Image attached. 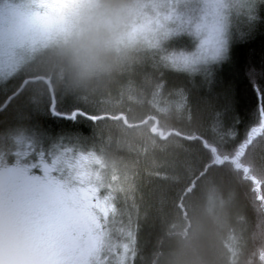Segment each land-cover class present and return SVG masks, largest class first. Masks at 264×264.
Here are the masks:
<instances>
[{
	"label": "trees",
	"instance_id": "16d2710c",
	"mask_svg": "<svg viewBox=\"0 0 264 264\" xmlns=\"http://www.w3.org/2000/svg\"><path fill=\"white\" fill-rule=\"evenodd\" d=\"M229 13L234 35L225 58L195 64L189 69L194 72L170 66L166 49L169 41H176L145 42L137 61L116 79L69 94L60 86L59 72L46 51L35 55L30 70L51 77L58 110L80 107L93 115L121 114L128 123L147 118L142 125L127 127L122 117L93 122L53 116L45 84L28 85L0 111V152L17 165H31L35 175L44 172L43 161L57 160L48 175L65 185H83L75 175L79 164L84 161L90 167L99 161L92 168L93 188L108 206L117 198V227L125 233L127 245L135 248V255H127L129 264H168L176 248L190 260L197 259L198 238L214 211L222 230L204 243L211 264H264V208L251 191L253 183L240 179L227 165L211 167L202 175L209 153L199 140L183 137L203 136L231 152L256 127L242 159L251 164L264 194V128L257 104V90H264V0L243 15L248 20L238 38L239 20ZM28 75L21 70L0 80V105ZM154 130L171 132L162 139ZM20 133L30 138L31 146L27 139L17 143ZM55 168L71 174L61 177ZM102 176L110 177L111 184L97 185ZM221 208L227 217L219 214Z\"/></svg>",
	"mask_w": 264,
	"mask_h": 264
},
{
	"label": "clouds",
	"instance_id": "9594fccd",
	"mask_svg": "<svg viewBox=\"0 0 264 264\" xmlns=\"http://www.w3.org/2000/svg\"><path fill=\"white\" fill-rule=\"evenodd\" d=\"M155 7L149 0H81L66 13L59 28L49 32L25 29L10 33L8 25L0 33V46L14 40L19 47L45 50L52 67L59 72V84L69 94L87 90L100 81H111L138 59L145 46L144 36L133 33L145 11ZM0 8L27 15L30 0H17ZM18 167L0 152V264H65L54 249L42 241L34 217L22 210L16 196ZM227 217L226 209H219ZM213 216L196 245L197 259L190 260L179 248L170 253L168 264H211L204 243L216 230H222Z\"/></svg>",
	"mask_w": 264,
	"mask_h": 264
},
{
	"label": "snow or ice",
	"instance_id": "6c2138e0",
	"mask_svg": "<svg viewBox=\"0 0 264 264\" xmlns=\"http://www.w3.org/2000/svg\"><path fill=\"white\" fill-rule=\"evenodd\" d=\"M16 2L17 0H3L5 4L15 5ZM192 2L195 3L196 0H192ZM30 3L31 11L27 15L17 12L15 8H13L9 10L6 16L3 9L0 8V33L3 32L5 25H8V31L10 33L32 28L39 29L42 32H49L64 20L66 13L78 5L76 0H30ZM218 6L227 8V4ZM50 13L55 15L54 23L48 22ZM228 26L229 20L225 14L219 18L218 40L211 54L206 58H201L199 61L197 59L188 60L187 58H183L184 66L191 68L192 65L198 62L207 65L223 60L228 50ZM135 32L136 29H133V33ZM21 48L22 51L15 54V58L10 59L6 65L0 60V80H3L5 77H11L21 70L29 73L28 77L22 81L19 89L13 90L12 94L7 97L8 102H11L24 91L28 85L32 84H45L49 86L47 89L49 93L53 91L51 88L52 79L50 76H45L43 71L39 68L38 71L43 74H35L30 70V65L36 61V56L34 55L35 48ZM138 55H140V53ZM257 104L261 117L260 127L264 128V90H257ZM179 107L180 105H177L178 109ZM49 111L53 116L73 121L78 120V118H83L96 122L106 118L104 116L90 114L89 111H85L80 107L58 110L54 96L52 97ZM256 132V127L251 128L249 136L231 152L224 151L220 146L209 139H205L203 136L187 135L184 138L188 140H199L203 148L209 153L210 159L209 162L204 165V171L201 173L202 175H205L211 167L229 166L230 171L240 175V179L250 180L253 183L254 187L251 191L254 193L255 200L260 202L261 207L264 208V194H261L259 190L261 181L257 180V178L251 174V164L246 163L245 160L242 159L245 157V148L251 144V135ZM26 139L29 141V146H31L30 138H26L23 133L18 134L17 143L25 142ZM64 151L67 152L69 150L65 149ZM57 162V160H53V164ZM95 162L99 163L98 160ZM38 166L39 165H33V167ZM45 169L47 170V165H45ZM22 176V170L18 169V176L16 177V196L18 203L22 210L34 217L38 230L43 234L42 241L49 248L54 249L55 253L61 256L65 264H76L77 260L82 258L85 254L93 264H96L97 258L101 257L102 254L103 259L107 260L109 255L114 254V249L119 248H122L125 255L128 253L135 255L134 247L118 243V241L123 238L124 234L112 227V225L117 222V215L119 212L115 203L106 207L103 210V216L98 218L87 212V209L93 208L94 204H85L84 201H81V207L85 209L86 214L83 215L78 225L74 226L72 236H75L77 232L81 233L79 242H76L70 238L67 230L64 201L58 198L60 196L59 187L43 184L39 180H36V178H32L36 184L40 185L39 191L46 193L49 197L48 199L34 198L27 192L22 191L20 187ZM101 221H104V223ZM81 228L83 229L82 231ZM127 238L134 243L132 232L127 233Z\"/></svg>",
	"mask_w": 264,
	"mask_h": 264
},
{
	"label": "rangeland",
	"instance_id": "374dc122",
	"mask_svg": "<svg viewBox=\"0 0 264 264\" xmlns=\"http://www.w3.org/2000/svg\"><path fill=\"white\" fill-rule=\"evenodd\" d=\"M262 1L263 0H196V2L193 3L192 0H149L151 4L155 5V7L147 9L143 17L134 25L133 29H136V32L143 34L144 40L147 44L157 42L158 40H160L159 44L163 45L166 44L165 42L169 39L176 41L173 43H170L169 41V49L165 48L170 57V66L181 71L194 72L189 70L190 68L184 66L183 58H187L188 60L197 59L199 61L201 58H206L211 54L216 47L218 40L219 18L230 12L229 16H235L233 20H239L236 28L237 30L235 29L238 38L243 36L241 28L243 27L245 20H248L246 19L247 17L243 15H246L247 11L250 9H256ZM76 2L79 4L81 0H76ZM222 4H227V8H221L218 6ZM236 14L240 15L236 16ZM240 18H244V20H240ZM65 19L66 16L59 25L55 26L54 29L61 27ZM228 20L229 26L227 38L229 46L234 34L232 30L233 22L229 18ZM48 22H55L54 14H49ZM174 34H176V36ZM161 40L165 42H161ZM184 41H188L187 44L181 45ZM40 50L41 49L39 48L35 49L34 55H37ZM21 51L22 48L12 40L6 46H0V60L6 65L10 59L15 58V54ZM197 64L199 65L200 63L198 62ZM194 66L195 65H192L191 68H195ZM82 158L86 157L82 156ZM20 164H18L17 167L23 172L20 182L22 191L27 192L34 198H49L46 193L39 191L40 185L36 184L32 178H36V180H39L43 184L59 187L60 196L58 198L64 201L67 230L70 238L76 242H79L81 233L77 232L75 236H72L74 226L78 225V222L82 220L83 215L86 214L85 209L81 207V201H84L85 204H94V207L88 208L87 212L98 218H100L98 211H101V216H103V208H106L109 205L106 200H102L103 198L100 197L93 188V179L91 180L93 175L92 168L95 167L97 163L87 167L85 162L82 161L79 164L75 175L81 178L84 183L83 185L75 184L73 186L65 185L63 183L64 180H61V178H54L53 176L48 175L52 170L50 164L52 165V168L54 167L50 162L43 161V164L47 165V170L44 166L42 169V172H44H40L39 175H35L30 171L31 165L28 166L27 163ZM35 170L38 169L35 168ZM55 170L61 177H69L71 174L68 170L64 171L61 168H55ZM110 179V177L106 176L99 177L97 178V181H99L97 185H109L111 184ZM114 180L115 178L113 177V181ZM65 181L68 182L67 179H65ZM80 182L81 181L78 183ZM114 194L115 191H113V195ZM116 200L117 198L113 197V203L114 201L116 202ZM101 222L104 223V221ZM117 224L118 222L113 224L112 227L119 230ZM82 230L83 229L81 228V231ZM125 237L126 235L124 233L123 239H120L118 243L121 245H127V242L124 241ZM127 255H130V253ZM127 255L123 253L122 248L114 249V254L109 255L107 260L103 259V254L101 257H98L96 264H129ZM76 264H93V262L85 254L82 258L77 260Z\"/></svg>",
	"mask_w": 264,
	"mask_h": 264
},
{
	"label": "water",
	"instance_id": "95a60500",
	"mask_svg": "<svg viewBox=\"0 0 264 264\" xmlns=\"http://www.w3.org/2000/svg\"><path fill=\"white\" fill-rule=\"evenodd\" d=\"M22 83V82H21ZM21 85V84H20ZM48 86V85H47ZM20 87V86H19ZM19 87L16 89V90H18L19 89ZM49 87V86H48ZM51 88H52V86H51ZM53 90V89H52ZM12 94V93H11ZM11 94H9L8 96H10ZM50 94V99H51V102H52V97L54 96V92L52 91L51 93H49ZM7 96V97H8ZM7 97H6V99L4 100V102L0 105V111L1 110H3L6 106H7V104L9 103L8 101H7ZM50 107H51V104H50ZM49 107V108H50ZM100 116H104V117H106V118H109V119H119V118H121L122 117V119H123V122H124V124L127 126V127H136V126H139V125H142V124H144L146 121H147V118L146 119H144L143 121H141V122H135V123H128L126 120H125V118H124V116H122L121 114L120 115H116V116H110V115H100ZM156 126H157V121H155V123L153 124V126H152V129H155L156 128ZM170 132L171 131H167L165 134H162V131L161 130H154V134H158V136L160 137V138H162V139H164V138H166L169 134H170ZM183 137H185V136H183Z\"/></svg>",
	"mask_w": 264,
	"mask_h": 264
}]
</instances>
